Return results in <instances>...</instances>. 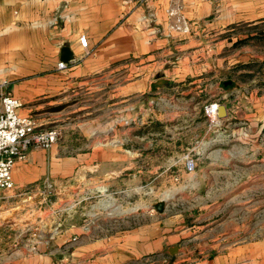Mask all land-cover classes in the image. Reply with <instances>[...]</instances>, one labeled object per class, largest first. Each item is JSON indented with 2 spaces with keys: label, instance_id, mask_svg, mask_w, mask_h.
I'll return each mask as SVG.
<instances>
[{
  "label": "crops",
  "instance_id": "1",
  "mask_svg": "<svg viewBox=\"0 0 264 264\" xmlns=\"http://www.w3.org/2000/svg\"><path fill=\"white\" fill-rule=\"evenodd\" d=\"M261 36L264 0H0V83L20 113L62 129L16 163L13 190L82 194L52 236L0 264H264V225L249 234L228 204L238 190L225 191V174L238 189L255 176L246 162L264 165V93L246 88L264 72L247 46ZM200 86L225 117L208 115Z\"/></svg>",
  "mask_w": 264,
  "mask_h": 264
},
{
  "label": "rangeland",
  "instance_id": "2",
  "mask_svg": "<svg viewBox=\"0 0 264 264\" xmlns=\"http://www.w3.org/2000/svg\"><path fill=\"white\" fill-rule=\"evenodd\" d=\"M238 29L243 31L248 28L241 26ZM247 44L248 47H252L260 53L264 51V47H261V44H264V37L262 36ZM253 64L256 69H259L264 66V61H256ZM225 76L242 82L254 78L251 75L237 72ZM246 88H253L259 93H264V72L258 73ZM200 89H202L200 90V100H207L205 103L208 104L213 98L210 96V88L205 89L200 86ZM53 125L59 126L56 123L51 124V126ZM245 148L247 147L245 146ZM238 149L241 148L238 147ZM190 156L196 159L192 153ZM245 159L250 158L246 157ZM235 167L238 168V166ZM242 171L241 173L248 179L250 175L255 176H252L249 181L242 183L236 189L230 183L236 172H232L233 174L228 172L225 174L228 178V181H225L228 183L225 186V191L231 194L238 190L236 191L237 195L230 197L228 204L231 207L234 206L233 210L236 209L238 219L247 223L250 234L252 231L259 232L261 225H264V165L257 168L246 162ZM65 184L68 183L65 182ZM61 187L60 192H58L57 186H47L44 193L38 195L17 194L13 189L6 190L5 194L0 197V255L10 254L26 242L52 236L62 222L69 220L70 211L75 205H80V202L76 203V201L82 198V194L80 196H77L76 193L69 195L68 185ZM33 208L39 210L35 211Z\"/></svg>",
  "mask_w": 264,
  "mask_h": 264
},
{
  "label": "built area",
  "instance_id": "3",
  "mask_svg": "<svg viewBox=\"0 0 264 264\" xmlns=\"http://www.w3.org/2000/svg\"><path fill=\"white\" fill-rule=\"evenodd\" d=\"M170 16H176L173 28L187 29L186 18L177 8L169 9ZM80 43L86 47L88 38L86 34L80 35ZM59 68L67 67V63L60 61ZM4 83H0V197L6 190L14 189L15 181L13 169L19 160L27 157L32 148H49L58 141L62 135L61 127L57 125L40 127L38 119L30 114H22L19 108L24 101L8 90H4ZM218 102L205 106V110L212 119L218 117ZM196 159L190 154L186 155V166L189 170L195 169Z\"/></svg>",
  "mask_w": 264,
  "mask_h": 264
},
{
  "label": "water",
  "instance_id": "4",
  "mask_svg": "<svg viewBox=\"0 0 264 264\" xmlns=\"http://www.w3.org/2000/svg\"><path fill=\"white\" fill-rule=\"evenodd\" d=\"M74 57L73 53L69 51V47L68 46H64L62 48V59L65 61H69L70 59H72ZM168 81V78L166 77H159L157 79H155L154 81H152L151 83V88L153 90H156L158 87H160L161 85H163L164 83H166ZM227 115V110H226V105L221 103L219 104V108H218V117H225ZM164 205H165V201L164 200H159L154 204V207L159 210V211H163L164 210Z\"/></svg>",
  "mask_w": 264,
  "mask_h": 264
}]
</instances>
